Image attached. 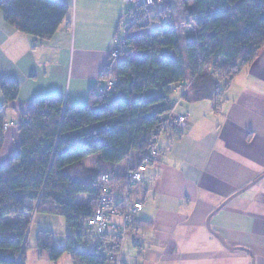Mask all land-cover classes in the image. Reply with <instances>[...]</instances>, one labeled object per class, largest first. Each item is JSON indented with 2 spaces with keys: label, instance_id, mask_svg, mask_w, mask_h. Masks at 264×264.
<instances>
[{
  "label": "trees",
  "instance_id": "1",
  "mask_svg": "<svg viewBox=\"0 0 264 264\" xmlns=\"http://www.w3.org/2000/svg\"><path fill=\"white\" fill-rule=\"evenodd\" d=\"M167 10H157L154 19L172 20ZM181 11L182 27L149 30L131 10L127 49L102 75L105 85L114 82L110 90L92 93L83 106L64 97L38 99L22 115L20 148L0 165V264H26L31 217L40 212L65 218L75 231L66 249L57 246L54 233L40 232L38 248L49 252L50 261L69 254L73 264H108L100 239L86 227L98 208L102 177L116 174L131 153L133 166L144 162L159 131H179L170 119L175 88L188 89L181 102L219 100L224 92L219 82L227 89L264 47V0H195L192 6L185 0ZM68 12L56 0H0L8 25L43 41L57 33ZM0 88L1 151L7 108L20 86L3 79ZM97 155L99 168L86 169L83 162ZM81 195L91 201L79 204ZM14 217L20 219L9 222ZM87 236L94 249H76L75 239L82 244Z\"/></svg>",
  "mask_w": 264,
  "mask_h": 264
},
{
  "label": "crops",
  "instance_id": "2",
  "mask_svg": "<svg viewBox=\"0 0 264 264\" xmlns=\"http://www.w3.org/2000/svg\"><path fill=\"white\" fill-rule=\"evenodd\" d=\"M56 1L69 12L49 40L16 30L0 13V81L20 86L18 99L7 108L0 165L18 152L22 115L35 100L64 97L83 106L105 87L102 75L111 52L125 37L132 7L124 0ZM186 2L192 6L195 0ZM157 9H168L176 25L175 6ZM219 86L224 89L221 99L183 101L174 110L175 116H188V127L170 129L161 138V158L148 168L139 189L144 208L126 239L124 264H252L249 253L224 247L207 221L264 175V47L227 89L225 81ZM99 159H86L84 167L97 170ZM120 165L116 174L125 169ZM210 225L228 245L249 249L255 264H264V179L214 215Z\"/></svg>",
  "mask_w": 264,
  "mask_h": 264
},
{
  "label": "built area",
  "instance_id": "3",
  "mask_svg": "<svg viewBox=\"0 0 264 264\" xmlns=\"http://www.w3.org/2000/svg\"><path fill=\"white\" fill-rule=\"evenodd\" d=\"M166 1L124 0V3L130 5L132 10L141 14V25L149 30H153L157 25L167 28H180L168 17H163L159 22L154 19L156 11L159 10L157 7ZM127 44L126 37L121 38L117 42V47L111 52L109 66H112L121 53L126 51ZM113 85L114 82H110L104 88L94 91V93L110 90ZM173 92L178 95L180 90L175 88ZM186 92H188V89L181 91L182 94ZM180 102V99L173 102L175 109ZM170 119L179 130L184 131L187 129L188 116H175L172 114ZM8 128L9 125L6 124L4 129L7 130ZM163 133L164 129L159 131L150 142L144 162L133 166V154L131 153L124 163L126 169L122 174L105 175L101 179L103 189L99 195L98 208L93 217L87 221L86 227L100 239L102 246L100 251L105 256L108 264H123L127 235L134 220L137 219L144 207V204L136 198V194L138 193L139 185L144 182L148 167L160 160L159 145Z\"/></svg>",
  "mask_w": 264,
  "mask_h": 264
},
{
  "label": "rangeland",
  "instance_id": "4",
  "mask_svg": "<svg viewBox=\"0 0 264 264\" xmlns=\"http://www.w3.org/2000/svg\"><path fill=\"white\" fill-rule=\"evenodd\" d=\"M189 1H191V0H189ZM182 4H185V0H167L165 3L160 4V7L175 6V9L177 10L178 14H177V16L173 17V21L176 23V26H179V27H181L180 25L183 24V22H181L183 20L182 12H181ZM129 22H130V20L126 19L125 25L123 27L124 32H125L126 28L128 27ZM175 99L179 100L180 97H175ZM4 131H5V129H4ZM162 136H161V138H162ZM160 156H161V152H160ZM95 157H98V155ZM94 159L95 158H93V160ZM93 160H91V161H93ZM95 161L96 160H94V162ZM156 162H158V161H156ZM118 169H119V171H122L123 165H120ZM125 169H126V166H125ZM125 169H124V171H125ZM142 185H143V183L139 185L138 191ZM90 198H91V196H89V195H81L78 199V203L79 204H87L89 202ZM136 198H138L144 204V202L140 199L139 192L136 194ZM32 205H34L35 211H36L38 209L39 203H35ZM18 219H20V218L14 217V218H11L8 220H9V222H16V221H18ZM135 221L136 220H134L131 229L133 228ZM30 222H31V226H30L28 239H27L28 250H27L26 264H73L72 258L69 254H66L58 262H52L49 260V256H50L49 252L42 251L38 248L39 234H40V232H43V231L54 233L56 243H57V246L59 248H62V249L68 248L69 239L75 237L74 236L75 231L71 230L67 226L65 218H63L61 216L54 215L52 213L40 212V213H36L33 217H31ZM81 233L84 235L83 231H81ZM127 237H128V235H127ZM93 241H94L93 238H91L90 236L89 237L87 236L86 238L84 237V241L82 244L77 239H75L74 246L78 250L92 251L95 247Z\"/></svg>",
  "mask_w": 264,
  "mask_h": 264
},
{
  "label": "water",
  "instance_id": "5",
  "mask_svg": "<svg viewBox=\"0 0 264 264\" xmlns=\"http://www.w3.org/2000/svg\"><path fill=\"white\" fill-rule=\"evenodd\" d=\"M264 179V175H262L261 177H259L256 181H254L253 183H251L250 185H248L247 187H245L244 189H242L241 191H238L237 193H235L232 197H230L228 200H226L222 205H220L208 218L207 221V228L210 231L211 234H213L216 238H218L220 240V242L224 245V247H226L228 250L230 251H244L250 254L251 258H252V264H255V258L253 253L249 250L246 249L244 247H232L230 245H228L224 239L217 234L216 232H214L211 228L210 222L211 219L214 215H216L218 212H220L222 209H224L231 201H233L234 199H236L237 197H240L241 195H243L244 193H246L247 191H249L250 189H252L253 187H255L256 185H258L262 180Z\"/></svg>",
  "mask_w": 264,
  "mask_h": 264
}]
</instances>
